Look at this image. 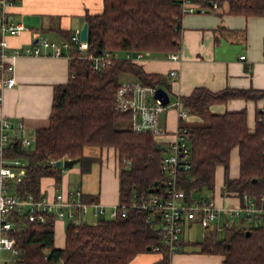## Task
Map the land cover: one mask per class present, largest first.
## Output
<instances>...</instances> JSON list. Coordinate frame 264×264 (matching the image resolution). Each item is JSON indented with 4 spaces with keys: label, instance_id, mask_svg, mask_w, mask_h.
Returning a JSON list of instances; mask_svg holds the SVG:
<instances>
[{
    "label": "trees",
    "instance_id": "16d2710c",
    "mask_svg": "<svg viewBox=\"0 0 264 264\" xmlns=\"http://www.w3.org/2000/svg\"><path fill=\"white\" fill-rule=\"evenodd\" d=\"M228 4L230 13L264 15V0H228ZM86 20V53L71 58L69 80L55 86L49 125L32 133L30 147L14 137L7 148V155L26 161L25 176L21 181H10L9 189L21 197L38 196L43 176L60 178L63 167L52 160L77 158L82 164L91 163L93 157L86 155V146H111L119 155L120 204L126 205V213L119 210L114 218L100 216L95 223L69 220L64 247L55 246L53 222L30 220L24 215L13 231L19 249L15 264H128L142 252H153L156 245L161 246V263L166 264L171 253L161 241L156 224L159 213L132 205L164 191L162 161L166 148L153 132H137L130 127L129 114L118 109L116 97L123 73L159 87L167 88L168 84L160 74L147 72L131 59L115 57L111 65L99 71L89 56L103 50L113 54L179 50L180 2L104 0L103 11L87 14ZM234 97H264V89L226 87L213 91L199 86L183 96L187 110L202 117V121L182 125L190 166L180 168L178 182L189 199L196 192L203 197L205 189L214 190L219 165L225 169L224 193L264 195V110L258 111L251 130L245 108L223 113L210 108L215 102ZM236 146L240 174L233 178L229 175L230 156ZM155 181L159 184L150 192ZM201 243V251L223 254L225 264H264V225L234 224L226 228L224 237L206 235Z\"/></svg>",
    "mask_w": 264,
    "mask_h": 264
},
{
    "label": "crops",
    "instance_id": "0c3cea01",
    "mask_svg": "<svg viewBox=\"0 0 264 264\" xmlns=\"http://www.w3.org/2000/svg\"><path fill=\"white\" fill-rule=\"evenodd\" d=\"M215 1L217 6L212 3ZM193 2L197 6L195 12L182 11L178 59L169 58L167 53L151 50L127 51L128 57H121L119 52L114 55L141 64L147 72L160 74L168 84L166 89L170 100L172 95L173 99L178 96L183 99V96L199 86L213 91L226 87L264 89V15L230 13L228 0ZM0 7H3L1 0ZM103 8L104 0H14L7 4L9 20L22 26L19 33L5 35L8 42L5 48L6 60L14 66L16 83L13 86H4L0 80V117L5 116L14 124L9 131L13 138L30 136L33 143L32 133L37 128L49 125L55 86L69 80L71 58L79 52L85 54L87 50L85 40L79 44L74 42V38L80 36V30L87 21V14L100 13ZM44 39L58 44L70 42V45L63 46L60 55L55 54L51 46H41L40 53H34L33 48L41 45ZM27 48L31 51L26 52ZM140 51L143 55L137 57ZM131 54H134V58H131ZM242 55L245 57H241ZM171 69L178 71L173 80L169 75ZM120 80L139 81L135 76L132 79ZM210 108L217 113L245 108L248 125L253 130L258 111L264 110V97H234L215 102ZM161 115L159 125L162 134L158 138L163 145L173 140L180 126L202 121L200 115L190 112L186 119L180 120L175 107L167 108ZM20 123H23L22 127ZM168 132L172 134L167 136ZM233 151L237 152V166L234 173L229 175L236 178L240 174V153L237 146L232 149L231 155ZM85 153L93 157L91 163L82 164L77 161L69 167L62 165L59 179L54 175L43 176L40 183L41 193L50 200H56L61 194L63 200L84 199L100 202L106 209L101 216L111 217L114 206L120 203L121 164L118 152L111 146H86ZM23 160L26 163L24 158ZM220 171L223 173L224 184L223 165L218 166L216 177ZM78 190L81 192L80 196L77 195ZM223 194L232 200V203L241 202V196L239 198L236 191L223 192L220 202H217L219 206L224 205ZM89 213L90 218L94 219L90 222L95 223L100 217L95 216L92 210ZM87 215L83 218L84 221H89ZM236 219L242 223L247 218ZM228 221L230 220H227L226 224ZM241 223L233 220L230 223L232 225H229ZM53 224L55 246L64 247L69 219L56 218ZM156 224L160 228V220ZM209 230L208 235L217 234L215 227ZM188 247L191 246H186L182 234L179 250L171 253L166 264H225L223 254L201 251L202 243L186 251ZM162 257V252H142L128 264H162Z\"/></svg>",
    "mask_w": 264,
    "mask_h": 264
},
{
    "label": "built area",
    "instance_id": "2783aa9c",
    "mask_svg": "<svg viewBox=\"0 0 264 264\" xmlns=\"http://www.w3.org/2000/svg\"><path fill=\"white\" fill-rule=\"evenodd\" d=\"M14 0H1L3 7H0V80L4 86H13L16 83L14 66L7 62L5 48L8 45L5 35L8 33L17 34L22 30L20 23H12L8 18L7 4ZM183 12H195L196 4L193 0H179ZM217 6V2H212ZM75 43H81L80 36H75ZM70 42L58 44L55 41L44 39L41 45L33 48L34 53H40L41 46L53 47L55 54L62 53L63 46H69ZM27 48L26 52H30ZM180 50L168 52L167 56L172 59L180 57ZM140 51L137 57H141ZM92 58V66L95 70H102L112 64L116 57L111 51L103 50L99 54L89 56ZM241 57H245L242 55ZM171 80L177 75L176 69L169 72ZM159 86L143 83L141 81H123L118 89L116 102L121 111L128 112L130 127L137 132H153L157 136L162 134L159 125L160 115L169 107H175L180 120L188 117L189 111L184 105L181 96L164 103L156 97V90ZM2 94H0V102ZM23 123H20V127ZM14 127L11 120L5 116L0 117V264H15L19 249L16 246V239L13 231L21 222L20 218L26 215L30 220L53 222L56 218H67L76 224L84 222L83 218L92 210L97 217L106 211L105 206L100 202L84 201L82 199L63 200L61 194L56 200H50L42 193L38 196L29 194L25 197L18 196L9 189V182L12 180L21 181L26 174V165L21 157L7 155V148L13 137L10 129ZM184 128L176 131L173 140L165 146V154L162 161L165 174V186L162 193L151 194L143 202L134 201L135 207L155 209L160 215V237L162 243L170 253L177 252L180 247V240L188 221L198 219L202 226L211 228L214 220L222 213L236 218L254 219L253 225H264V195L257 198L247 192L239 194L241 202L229 203L219 206L213 199L205 197L188 198L184 189L179 186L180 168L190 166L188 140L183 134ZM23 146L28 147L32 143L30 136L21 137ZM53 164H56L52 160ZM81 192L78 190L77 195ZM126 213L125 204H117L111 211L110 216L116 217L118 211ZM150 219V218H149ZM230 220V219H227ZM155 252H161L160 245L154 246ZM6 252L7 256L3 255Z\"/></svg>",
    "mask_w": 264,
    "mask_h": 264
},
{
    "label": "rangeland",
    "instance_id": "374dc122",
    "mask_svg": "<svg viewBox=\"0 0 264 264\" xmlns=\"http://www.w3.org/2000/svg\"><path fill=\"white\" fill-rule=\"evenodd\" d=\"M119 54L121 57H128L127 51H120ZM131 58H134V54H131ZM133 77L134 76L129 74V73H123V74L119 75V79H132ZM171 98H172V100H174L173 95L171 96ZM161 123H162V118H161ZM171 134H172L171 132H168L166 135L169 136ZM167 144H168V142L164 143V145H167ZM236 159H238L237 158V152L233 151L231 158H230L231 166L229 169V174L234 173V171L236 169V166H237ZM215 183L216 184H215L214 190L213 189H205L203 191L202 196L213 199L214 201L216 200V203H217V202H220V198L222 196L221 194L223 193V192H221V191H223V173H222V171L217 173ZM223 196H224V194H223ZM227 198H228L227 196L222 197V202H224V205L229 204V203L232 204V200H229ZM229 201H231V202H229ZM227 219H230V221H228V223L226 224ZM232 219L238 223H241V220L236 219V217H234V216L230 217L226 213L225 214L222 213L219 217H217L214 220L212 228L215 227V231H217V236L219 238L224 237L226 227L232 225V224H230L231 222H233ZM87 220H89V222L94 221V219L92 217L90 218V213H89V215H87ZM189 222H191V221L187 222V225H186L187 228L185 227L186 230L183 233L186 246H188V245L191 246V247H188V250H186V251H190L189 249L192 248L193 246H195V247L200 246L201 245L200 241H202L205 238V236L209 234V231H210L209 230L210 228L203 227L197 219L192 221L190 223V225H189ZM242 223L244 225H248V226L251 223L257 224L254 222V219H250V218L245 219L244 222H242ZM219 227H221L222 229L218 230ZM3 255L7 256L6 252H3Z\"/></svg>",
    "mask_w": 264,
    "mask_h": 264
},
{
    "label": "water",
    "instance_id": "95a60500",
    "mask_svg": "<svg viewBox=\"0 0 264 264\" xmlns=\"http://www.w3.org/2000/svg\"><path fill=\"white\" fill-rule=\"evenodd\" d=\"M88 28H89V23L86 21L83 25V27L80 30V38L82 41L87 40L88 37ZM156 97L160 98L164 103L168 102L170 99V94L167 91L166 88L164 87H158L156 90ZM77 158H67V159H60L56 161L57 166H64V167H69L72 166L75 162H77ZM159 184L158 181L154 182V186L150 188V192H153L155 187ZM200 195V192H196L194 196L198 197Z\"/></svg>",
    "mask_w": 264,
    "mask_h": 264
}]
</instances>
